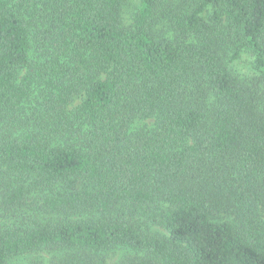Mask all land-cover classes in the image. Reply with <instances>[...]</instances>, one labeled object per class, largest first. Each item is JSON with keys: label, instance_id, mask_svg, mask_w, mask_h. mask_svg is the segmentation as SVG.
<instances>
[{"label": "trees", "instance_id": "1", "mask_svg": "<svg viewBox=\"0 0 264 264\" xmlns=\"http://www.w3.org/2000/svg\"><path fill=\"white\" fill-rule=\"evenodd\" d=\"M0 264H264V0H0Z\"/></svg>", "mask_w": 264, "mask_h": 264}, {"label": "rangeland", "instance_id": "2", "mask_svg": "<svg viewBox=\"0 0 264 264\" xmlns=\"http://www.w3.org/2000/svg\"><path fill=\"white\" fill-rule=\"evenodd\" d=\"M135 2L136 0H130ZM229 61V66L231 70L242 77L250 76L253 73V56L249 50H244L241 52L239 57L235 59H227ZM121 251L116 252V254L111 255L112 260H116L121 257Z\"/></svg>", "mask_w": 264, "mask_h": 264}]
</instances>
